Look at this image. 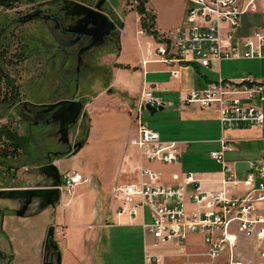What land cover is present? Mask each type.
Masks as SVG:
<instances>
[{"label": "crops", "instance_id": "1", "mask_svg": "<svg viewBox=\"0 0 264 264\" xmlns=\"http://www.w3.org/2000/svg\"><path fill=\"white\" fill-rule=\"evenodd\" d=\"M159 1L166 3L169 0ZM181 1V6L178 8H174L171 3L167 4L166 8H162V13L166 15L163 18L159 16V12H155L154 30L158 37H174L178 29L185 24L189 4L186 0ZM153 2L157 4L158 0H150L147 3L148 12L153 8L151 5ZM118 16L122 20L123 27L117 39L120 47L114 55L110 69L109 87L91 98L87 105L91 112V108H94L96 103H101L103 98L108 100L106 97L108 96L116 100L119 109L127 116L130 133L119 147L120 159L116 169H112L110 174H105L97 172L96 169H83L77 164H75L76 169H68L64 162L61 161L60 166L57 162L55 165L59 167L62 176L70 172H79L92 179L91 183L78 186L74 194L61 193L60 201L55 207L42 210L40 201H34L25 217H18L16 214L22 206L21 201L4 200L13 203H0V213H3L2 229L10 241L14 243L17 239L11 226L16 220H20L31 229L29 234L24 232L19 234L27 237L29 246L37 252L36 264H44L45 259L49 264H57L56 254L46 246L51 228L54 229V240L60 247L61 264H145L149 237L142 223L152 222L151 212L145 206L137 217L119 214L122 202L113 194L114 188L118 185L140 183L142 168L159 172L161 181L166 186L178 185L183 182L186 174L193 173L198 175L205 190H229L223 184L225 180L223 165L210 156L211 152L221 149L219 113L216 108L186 106L184 97L187 92L205 89L210 83L220 79L240 81L246 76H252L264 84V57L254 60H227L226 62L237 63V68L225 72L222 69L225 61L220 65L213 62L208 69L194 63L182 64L180 77L172 78L169 68L160 62L156 55L158 37L155 38L142 29L139 13L136 10H129L127 14H118ZM259 26L264 29V21L263 25ZM260 28L253 26L252 30L246 33L247 28L242 21L240 34L250 36ZM214 64L217 65V69ZM149 86H154V95L162 99L164 109L171 107L170 95H177L182 102L177 108L181 128L177 127L176 131L178 130L186 138L175 137V134L169 132L163 134L162 130L155 131L162 141L179 144L181 155L178 161L172 164L142 159L138 147L131 143L138 136L133 110ZM256 105L264 113V101H257ZM95 125V121L91 122L89 136L82 150L91 145V132ZM227 137L233 140L234 150L226 153L225 162L235 169L239 178H244L250 161H264V124L262 127L230 130L227 132ZM208 161L214 162L211 168L215 170L211 172L206 170L211 169L207 166ZM24 170L28 171V169ZM21 174L22 170H17L13 175L15 179L12 180V184L5 186L0 183V190L31 189L38 185L48 187L50 184L47 178L41 175L39 179L33 180L35 183L26 182L18 185L16 180L21 178ZM193 236L201 237L203 241L202 236ZM176 246H180V243ZM254 248H257L255 243ZM6 255L7 252L0 250V258L4 261L8 260ZM15 259H17L16 254L13 260Z\"/></svg>", "mask_w": 264, "mask_h": 264}, {"label": "built area", "instance_id": "2", "mask_svg": "<svg viewBox=\"0 0 264 264\" xmlns=\"http://www.w3.org/2000/svg\"><path fill=\"white\" fill-rule=\"evenodd\" d=\"M189 4L185 24L174 37H158L156 55L169 68L172 78L180 77L182 64L194 63L210 68L212 63L264 57V30L250 36L240 34L243 17L264 13V0H186ZM134 109L138 136L131 141L142 159L163 164L178 161L181 149L176 142L162 141L159 134L142 120L147 107L159 109L162 99L149 86ZM264 101V84L252 76L240 81L220 79L205 89L186 93V106L216 108L219 113L221 149L211 152L212 159L224 168L223 184L228 191L205 190L198 175L189 173L183 182L166 186L161 174L149 168L140 169L141 182L122 184L113 194L122 202L119 214L137 217L147 206L152 222L142 223L151 240L145 252V264H164L152 253L166 244L179 245L190 236L200 235L206 246L207 261L201 264H247L238 254L240 239L252 240L256 253L264 259V161H250L244 178L225 162L227 152L234 150L227 132L233 129L262 127L264 113L256 105ZM91 180L79 172L66 173L61 193L74 194L76 188ZM256 264H264V261Z\"/></svg>", "mask_w": 264, "mask_h": 264}, {"label": "rangeland", "instance_id": "3", "mask_svg": "<svg viewBox=\"0 0 264 264\" xmlns=\"http://www.w3.org/2000/svg\"><path fill=\"white\" fill-rule=\"evenodd\" d=\"M47 1L50 0H37L31 4L15 2L11 9L0 6V75L4 74L11 80L12 86L18 93L17 101L28 103L27 105L56 103L61 100H71L73 97L82 100L84 110L78 123L70 130L71 143L77 141L85 144L91 122L95 121L96 125L91 132L92 142L89 147L81 149L74 155L64 156L65 153H58L66 149L59 143L57 130L52 131L50 126L37 123L40 117L30 114L29 107L17 109L8 107V104L13 101V97H10L12 94L10 85L7 87L3 81L6 79H0V129L11 130L20 139L16 142L21 144V148L15 149L11 139L0 136V183L5 186L12 184V180L15 179L13 175L17 170H22L21 178L16 180L18 185L39 179L41 177L39 168L46 162L47 155L52 157L54 164L58 162V166L62 161L68 169H76L75 164H77L83 169H96L97 172L110 174L119 162V147L130 133L127 116L119 109L115 99L106 96L108 100L103 98L101 103H96L95 107L91 108V112L87 108L91 98L109 87L110 69L118 50V42L86 54L80 72H77L76 57H65L54 50L56 41L48 29L51 23L33 19L29 20L30 22L20 21L21 18L33 14L34 9L45 5ZM106 3L108 10L114 16H118V14H127L129 10L135 11L139 0H108ZM170 3L174 8H178L182 1L169 0L166 3H160L158 0L157 4L156 2L151 4L153 8L149 13L156 16L155 14L159 12V16L163 18L166 15L162 13V8H166ZM249 14L243 17L244 26L247 28L246 33L252 30L253 26L260 28L259 25H263L264 21V13ZM54 35L58 37L57 33ZM214 67L217 69L216 64ZM236 68L235 62L225 61L222 64L224 72ZM169 102L171 107H166L163 111L154 114L145 111L143 120L154 131L162 130L163 134L169 132L175 134V137L186 138L178 130L176 131L177 127L181 128L177 108L182 105V102L177 95H170ZM13 149L16 150L15 155L11 154ZM3 152L9 155L3 157L1 156ZM212 163L214 164L208 161L207 166L211 168ZM206 170L211 172L215 169ZM0 203L13 202L0 200ZM11 226L17 238L14 243L2 229L3 213H0V250L7 252L6 256H8L7 261L0 258V264H36L37 252L29 246L27 237L19 234V232L29 234L31 229L20 220H16ZM149 243H151L150 239ZM254 243L242 237L240 239L238 254L247 264L264 261L256 253ZM150 251L161 256L164 264H201L208 260L204 255L206 247L202 238L198 236H191L187 241L180 242L178 247L176 244H166ZM53 253L56 254L54 251ZM15 254L17 259L13 260Z\"/></svg>", "mask_w": 264, "mask_h": 264}, {"label": "water", "instance_id": "4", "mask_svg": "<svg viewBox=\"0 0 264 264\" xmlns=\"http://www.w3.org/2000/svg\"><path fill=\"white\" fill-rule=\"evenodd\" d=\"M64 5L67 15L77 18L79 25L74 27L73 33L77 35V39L69 42L70 45H75L83 35L92 36L94 41L92 44L81 49L78 55L77 72L83 65V55L92 50L96 45H103L105 37L110 36L112 31H116L117 25L106 14L102 12V5L108 0H100L95 4L96 0H92L90 5H85L77 1L59 0ZM26 20H31V16L26 17ZM92 26L89 31L86 29ZM32 105V104H31ZM45 109V113L54 112L53 122L59 123V134L61 135L60 142L70 144L69 133L71 128L78 123L84 110L83 101L80 99L61 100L56 103L35 105ZM147 110L152 114L163 111L164 107L153 109L147 107ZM83 146L82 142L76 144L72 149L80 150ZM57 156L58 154H54ZM50 156V155H49ZM41 175L47 178L50 182L48 187L38 185L31 189H4L0 190V200H19L22 202L21 208L16 212L18 217H25L29 207L34 201H40V209L55 207L60 201L61 192L59 187L63 184V176L58 167L54 163H49L39 169ZM46 246L51 248L57 256V264H61L60 247L54 240V229L51 228L48 234Z\"/></svg>", "mask_w": 264, "mask_h": 264}, {"label": "flooded vegetation", "instance_id": "5", "mask_svg": "<svg viewBox=\"0 0 264 264\" xmlns=\"http://www.w3.org/2000/svg\"><path fill=\"white\" fill-rule=\"evenodd\" d=\"M91 1L92 0H80L78 2L85 4V5H90ZM99 2L100 0H96L95 4ZM102 12L106 14L115 24H118L117 25L118 29L116 31H112L110 36L105 37V43L103 45H96L92 50H90L89 52H86L83 55V59L86 54L97 51L101 48H104L108 44H112L116 42L119 37V32L122 27V22L120 20V17L114 16L113 13L108 10L107 3L102 5ZM32 13L33 14L28 15V16H31V19L35 21L42 20V21H45L46 23L52 24L51 26L48 27V29L50 33L53 35V39L56 41L54 50L58 53H61L65 57H68V56L76 57L78 59V55L81 49L92 44L94 41V38L92 36L83 35L75 45L69 44V42H73L74 40L77 39V35L74 34L72 31L74 27L79 25V21L77 18H73L67 15L66 10H64V5H62L59 0L47 1L45 5L38 6V8L34 9ZM28 16L26 17L28 18ZM26 17L21 18L20 21L27 22ZM90 29H92L91 25H89L86 31L87 30L89 31ZM56 33L58 37L54 35ZM4 76L5 75L3 74V77ZM72 99H78V98L73 97ZM27 104L28 103H25L22 101H17V97H16L13 99V101H11L8 104V107H10L11 109H17L19 107H24V108L29 107L30 114L34 115L35 117H40L37 123H41V125H47L48 127L50 126L52 131L57 130L56 135L57 137L59 135V141H60L61 135L59 134V123L53 122L54 112L45 113L44 112L45 109L40 108L35 105H31V104L27 105ZM59 143H61L60 145L65 147L66 151L64 152L58 151V153H65L64 156H69V155L76 153L77 150L72 149V148L79 142L76 141V142L71 143L70 141V144H64L62 142H59ZM45 158H46V162L42 166L47 165L49 163H54V161H52L51 156L47 155V157Z\"/></svg>", "mask_w": 264, "mask_h": 264}, {"label": "trees", "instance_id": "6", "mask_svg": "<svg viewBox=\"0 0 264 264\" xmlns=\"http://www.w3.org/2000/svg\"><path fill=\"white\" fill-rule=\"evenodd\" d=\"M37 0H0V6L6 7L8 9H11L13 4L16 2H25V3H35ZM150 0H139V4L136 8V11L139 13V15L141 16V25H142V29L149 35L157 38V32L154 30L155 29V19L156 17L152 14H150L147 9H146V5ZM120 47V44L118 42V49ZM124 67V66H122ZM126 68V67H125ZM5 77V76H4ZM3 75H0V79H6L3 80L4 83L6 84L7 87H9L10 85V91H11V96L16 98L18 96V93L16 92V88L12 86V82L9 78H4ZM8 84V85H7ZM0 136H6L9 139H11L12 145L15 147V149H19L21 148V144L16 142L17 140L20 141L19 138H17V136L15 135V133H13L11 130L7 129V128H3L0 129ZM14 150V149H13ZM78 151V150H77ZM76 151V153H77ZM75 153V154H76ZM12 155L16 154V150H14L13 152H11ZM9 154H6V152H3L1 154V156L3 157H7ZM44 264H49L47 262V259H45Z\"/></svg>", "mask_w": 264, "mask_h": 264}]
</instances>
